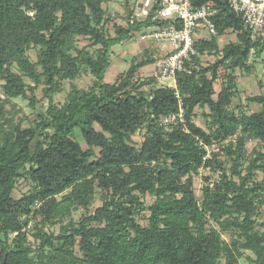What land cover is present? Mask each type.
Wrapping results in <instances>:
<instances>
[{
	"label": "trees",
	"instance_id": "trees-1",
	"mask_svg": "<svg viewBox=\"0 0 264 264\" xmlns=\"http://www.w3.org/2000/svg\"><path fill=\"white\" fill-rule=\"evenodd\" d=\"M103 2L0 0L3 91L8 97H25L27 89L32 92L42 83L49 98L46 111L38 115L33 127L17 128L0 145V264H219L225 254L232 264L235 256L241 255V248L254 254L253 264H264V224L261 231L255 230L253 219L257 212L254 198L264 194V181L246 186L244 176L236 182L223 175L216 190L203 188L200 203L192 185V175L198 168L205 162L213 164L210 160L203 162L206 150L198 140L207 144L213 139H226L240 128L236 148L227 146L233 156V174H238L236 166L247 138L264 144V93L247 98L262 106L258 112L239 115L227 110L235 92L231 72L244 67L252 45L255 53L264 48V37L252 43L241 19L223 2H217L214 22L218 35L223 28H232L237 31L236 40L221 49L217 37L197 40L198 54L216 52L218 57L205 69L210 70L209 76L200 73L201 67L191 73H176L184 124L167 130L159 120L179 110L174 89H141L145 84H155L153 78L132 81L148 59L131 61L112 83L103 81L112 47L149 24L135 21L126 27L116 26V35L109 37L102 28ZM28 11H34L33 16ZM75 36L98 45L96 55L88 54L85 48L75 55L69 52ZM31 43L40 46L36 63L25 56ZM13 63L33 86L26 87L22 77L11 70ZM81 65L88 67L95 78L92 88H73L64 104H54L51 94L59 90V79L73 78ZM221 66L230 72L214 97L213 84ZM203 106L209 108L215 127L211 132L193 121L195 107ZM143 125L147 135L136 149L132 135ZM75 129L81 133L86 150L73 137ZM32 139L36 140L30 143ZM256 165L255 160L249 164V174ZM218 166L222 168V163ZM257 168L264 169V165ZM19 179L30 180L34 190L14 199L11 192ZM95 187L102 193V205L77 226L62 225L56 236L41 229L40 248L52 249L54 261H32L21 216L29 214L35 203L43 202L45 220L53 223L70 213L72 206L88 208ZM145 194L153 196L148 205L141 200ZM145 210L148 223L142 226L136 216ZM211 221L217 228L210 225ZM221 231H233L237 239L227 245ZM12 233L16 235L9 242ZM75 246L81 257L76 256Z\"/></svg>",
	"mask_w": 264,
	"mask_h": 264
},
{
	"label": "rangeland",
	"instance_id": "rangeland-1",
	"mask_svg": "<svg viewBox=\"0 0 264 264\" xmlns=\"http://www.w3.org/2000/svg\"><path fill=\"white\" fill-rule=\"evenodd\" d=\"M138 1L139 0H104L102 8L105 13V20L102 28L107 36L112 37L116 35V26L126 27L127 23H129V21L127 22V19L129 15H131V13L136 9ZM27 13L30 16H33L34 11H28ZM142 33H146V31H139L133 38H128L127 41L124 39V41L122 40L118 44H115L111 49L110 55L114 53L115 56L119 57L123 52L126 51L127 53H132L135 55L134 57L136 60H138L137 58H141L142 50H140L141 46L139 39H141L140 37ZM236 34L237 31L234 36H232L234 37V40H236ZM98 47V45L91 44V41H89L88 38L75 36L68 51L75 55L78 49L85 48L88 54L95 56ZM39 50V45L34 43L29 44L25 52L26 58L32 63H36L39 56ZM215 53L216 52H208L205 55H202L201 58H197L196 65L198 68H202L200 69L201 74L209 76L210 70L207 71L205 69H209V67L218 57V54ZM122 60L124 65L130 64L129 59L124 58ZM11 70L22 77L26 87L33 86V82L26 75H24L17 63H13L11 65ZM37 70L38 72L41 71L39 66H37ZM229 72L230 70L223 66L218 67L216 72V80L214 81L216 84L214 97L216 96L217 91L220 90L226 83L228 77L227 74ZM231 73L234 78L235 92L232 97L231 105L228 106L227 110L239 115L242 113L250 114L260 111L262 106L258 103L248 101L247 98L264 93V48H262L257 53L249 54L244 67L236 68ZM150 78H153V74H139L137 72L132 81L138 83ZM94 79L95 78L91 74L89 68L85 65H81L78 68V73L73 78L59 79V90L51 94L53 103L58 106L64 104L68 95L73 91V88H77L80 91H88L92 88ZM114 80L115 78L111 74V71H107L103 81L112 83ZM3 84L4 79L0 75V145L4 141V138L7 135L13 133L17 128L23 129L33 127L38 120V115L40 113H44L49 104V98L45 95V86L42 83L36 85L32 92L27 89L25 97L6 96L2 88ZM154 86H161V84L155 81V84H145L143 87H141V89L149 90ZM31 97H33L32 101ZM180 103L181 101H179V108H181ZM193 121L198 127L204 129L207 132H211L215 128L211 123L209 108L207 106L195 107ZM159 122L167 130H169L176 124H184V116L182 117V121L177 120L169 124L162 123L160 120ZM94 127L96 130L100 131V127L98 125L95 124ZM241 133V129L238 128L235 135L229 136L226 139H213L207 144H203L202 141L198 140L199 146L206 150L203 162L210 160L213 163H203L198 168L197 173L192 175L194 196L198 203L202 201L203 188L208 187L211 190H216L219 188V186H221L223 175H225L227 179H232L236 182H239V178L244 176L246 177V186H250L254 182L264 181V169L257 168V165H264V144L257 139H246L241 151V156L238 159V165L236 166L238 174L232 173L233 169H235L232 162L233 156L227 152V146L231 145L232 149L236 148L238 137L241 135ZM105 135L108 136L107 133H105ZM146 135V127L143 125L132 135V145L136 149H139ZM73 137L80 143L83 150L87 149V145L78 129H75ZM35 140L36 139H32L30 143L35 142ZM94 151L95 153H98L97 148H94ZM254 160L257 164L256 168L252 169L249 174V164ZM219 162L222 163V168L218 166ZM32 190H34V186L30 180L19 179L15 183V186L11 192V196L14 199H19L23 197V195L29 194ZM68 192L69 189L63 194ZM61 196L62 194L58 195L57 200H60ZM254 199L255 203L257 204V212L253 217L254 229L261 231L264 224V194H261ZM262 199L263 203L258 204ZM141 200H143L148 205L153 201V196L150 194H145L144 196H141ZM101 205L102 193L97 187H95L94 199L88 208L72 206L70 208V213L56 218L55 222L51 223L45 220L46 217L44 212V203H35L29 214L21 216L22 221L26 223L23 226L22 231L25 237V245L32 251L30 254L31 260L35 261L36 263H41L43 261H54L53 257L55 253L52 249L47 246L40 248L39 231L41 229L47 234H53L56 236L59 234L62 225L75 224L77 226L83 217L92 214L94 210ZM147 216L148 211L145 210L140 212L136 216V219L140 225L146 226L148 223ZM95 224L102 225V223H92L91 225ZM210 225L217 228V224L213 221L210 222ZM15 235L16 233L10 234L9 242L13 237H15ZM221 238L223 242L227 243L228 245L233 240L237 239V236L233 233V231H221ZM74 252L76 256L81 257V253L77 246H75ZM240 253V256H235V262L232 264H253L252 259L255 256L251 251L241 248ZM230 260L232 261V259L226 258L225 254L221 256L219 264H228Z\"/></svg>",
	"mask_w": 264,
	"mask_h": 264
},
{
	"label": "built area",
	"instance_id": "built-area-1",
	"mask_svg": "<svg viewBox=\"0 0 264 264\" xmlns=\"http://www.w3.org/2000/svg\"><path fill=\"white\" fill-rule=\"evenodd\" d=\"M219 1L241 19L252 43L264 37V0H140L129 18V23L146 21L155 26L141 34L142 40L150 38L170 46V52L158 61L153 79L162 87L173 88L179 101L176 73H191L198 68L194 59L199 55L195 47L199 31L218 37L214 17ZM255 50L252 45L249 54H254ZM182 117L183 110L179 108L178 112L162 117L160 121L169 124L182 121Z\"/></svg>",
	"mask_w": 264,
	"mask_h": 264
},
{
	"label": "crops",
	"instance_id": "crops-1",
	"mask_svg": "<svg viewBox=\"0 0 264 264\" xmlns=\"http://www.w3.org/2000/svg\"><path fill=\"white\" fill-rule=\"evenodd\" d=\"M130 16L131 15H129V17L127 19V22L129 21ZM148 23L149 24L146 27L142 28L141 32H143L145 30H148L150 27H155L151 22H148ZM232 32L234 34L236 33V31H234L232 28H223V32L218 35L217 44H218V47L220 49L224 45L235 41L234 37H232V36H234V34ZM210 39H212V37H210L205 31L201 30V31L198 32L197 40L208 41ZM127 40L128 39H125V41H127ZM139 40H140L139 43H140V46H141L140 50H142L141 51L142 57L141 58H137V59H138V61L141 60V59H148V61L145 62L142 66H140V68L138 69L137 72L139 74L150 73V75H152L154 73V71H155V68L157 66L158 61L161 60L163 57H165L170 52V46L167 43H159V42H157V41H155L153 39H150V38H146L144 40L139 39ZM119 47H121V46H119ZM206 53H208V52H204L202 54H199L198 58H201L202 55H205ZM134 56L135 55H133L132 53L130 54V53H127L126 51L123 52L119 57L115 56L114 53H112L110 55V64H109V66L107 67V69H106V71L104 73V78L103 79H105V74L109 70L111 71V74L113 75V77L116 79V77H117V75L119 73L125 72L128 69V67H129V65H124L123 64V60L122 59H124V58L125 59H129V61L131 63V61L135 60ZM137 57H138V55H137ZM215 85L216 84L214 83L213 84V88L216 91ZM218 92H219V90L217 91V93Z\"/></svg>",
	"mask_w": 264,
	"mask_h": 264
}]
</instances>
